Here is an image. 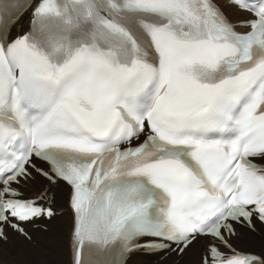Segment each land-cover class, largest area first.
Returning <instances> with one entry per match:
<instances>
[{"label": "snow or ice", "instance_id": "snow-or-ice-1", "mask_svg": "<svg viewBox=\"0 0 264 264\" xmlns=\"http://www.w3.org/2000/svg\"><path fill=\"white\" fill-rule=\"evenodd\" d=\"M37 177L72 264H264L234 243L264 225V0H0V242L56 214Z\"/></svg>", "mask_w": 264, "mask_h": 264}, {"label": "bare ground", "instance_id": "bare-ground-1", "mask_svg": "<svg viewBox=\"0 0 264 264\" xmlns=\"http://www.w3.org/2000/svg\"><path fill=\"white\" fill-rule=\"evenodd\" d=\"M218 2L222 5L227 3L225 0H218ZM228 15L230 19L238 20V19L243 18L247 14L235 13V12L229 11ZM234 17L236 19H234ZM29 21H30V17H26V14H25L21 18V22H19L15 26L13 35H16L18 33H23L24 31H26L29 26ZM240 30L242 32H245L248 29L240 28ZM66 187H67L66 195L68 198L70 188L68 186ZM42 188L50 189L49 193H52L54 195L53 201L55 204L58 185L57 184L52 185L49 182L43 183L41 182L40 177H37L36 181L29 183L25 188V192L28 193L29 195L36 194ZM55 209L58 211V213H60L59 217L60 219H62V221H67L70 223L67 247L62 246L61 243L58 241V239L55 237V235H52L54 233L53 228H49L50 232L53 231L52 234L41 233L39 230L32 229L31 223H27L26 225L27 231L30 234V236H32V241L33 239L36 240L37 243H34V244L35 245L38 244L40 247H37L38 245L37 246L31 245L23 236H21L18 233H15V232H12L13 234L10 233L9 229H7V231L9 232L8 233L9 240L7 243L0 242V247L8 248L11 251H16L19 257L20 258L22 257L25 260L31 259L32 257L33 261L28 260L29 264H54L55 258L57 261H59L60 264H72V248H71L72 214H71V209L69 207V199L66 205H60V206L56 205ZM56 217L57 215H55L51 220L55 219ZM256 228H257L256 232H251L246 227H237V232L240 235L237 239L234 240V243L236 244V246L240 248L242 247L246 248L247 246H249L250 243H252V246L257 245V244L264 245V228H262L259 224L256 225ZM39 235H45L47 237L41 236L39 240ZM201 247H202V243L190 248L189 249V252H191L190 257L189 255H186V252L188 250L183 255H177L174 252L173 254H169L167 257H162L163 254H145L142 252L134 253L130 257L129 264H131L132 262H134L135 264H137V262L138 264H154L155 262H157V264H163V262L166 261V259L169 256L171 257L172 261L168 262L167 264H183L187 262V257H189L188 259L189 263H194L196 259L194 260L193 258L196 257V254L198 251L201 250ZM59 255L62 257V259L58 257ZM0 260H1L0 264H7V261H5V259H3L2 257H0Z\"/></svg>", "mask_w": 264, "mask_h": 264}, {"label": "rangeland", "instance_id": "rangeland-1", "mask_svg": "<svg viewBox=\"0 0 264 264\" xmlns=\"http://www.w3.org/2000/svg\"><path fill=\"white\" fill-rule=\"evenodd\" d=\"M234 19H236L234 17ZM44 179L41 178V182H43ZM45 182H47L46 180H44ZM66 185L64 183H59L58 184V188H57V193H56V203H55V208L56 205H66L68 198L66 195ZM60 215V214H59ZM59 215H57V217L53 220L50 221H44V225L45 227H35L33 226V224H31V228L34 230H39L41 233H47V234H52L53 231L54 233L52 235H55V237L58 239V241L61 243L62 246L67 247V242H68V235H69V225L70 223L67 221H62V219H60ZM43 221V220H42ZM49 228H53V231H49ZM9 233V232H8ZM10 233H12V231L10 230ZM13 234V233H12ZM47 237L45 235H39V240L40 237ZM12 239V238H11ZM27 240V239H26ZM31 245L37 246L34 243H37L36 240L33 239L32 241V236L30 240H27ZM40 242V241H38ZM58 242V243H59ZM4 245V244H3ZM37 247H40L39 245ZM244 249L247 250H251V251H261L264 250V245L261 244H257V245H253L252 243L249 244V246L242 247ZM0 257H2L3 259H5V261H7V264H29V261H33V258L31 257V259H23L22 257L20 258L18 253H16V251H11L8 248H1L0 247ZM20 249V248H19ZM18 249V250H19ZM199 252H197L196 257L193 258L194 260L196 259V261L194 263H189L188 259L191 255V252H189V250L186 252V255H189V257H187V262L183 263V264H197L198 258H199ZM194 254V253H193ZM60 259H62V257L59 255L58 256ZM29 260V261H28ZM1 261V260H0ZM12 261V262H11ZM27 261V262H26ZM172 261L171 257L169 256L166 261L163 262V264H167L168 262ZM137 262V261H136ZM179 263V262H178ZM54 264H60L59 261L56 260L55 258V262ZM131 264H135L134 262H132ZM138 264V262H137ZM154 264H157V262H155Z\"/></svg>", "mask_w": 264, "mask_h": 264}]
</instances>
